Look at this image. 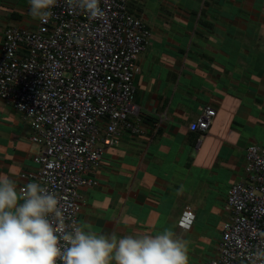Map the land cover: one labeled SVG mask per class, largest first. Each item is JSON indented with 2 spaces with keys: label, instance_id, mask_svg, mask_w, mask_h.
I'll return each mask as SVG.
<instances>
[{
  "label": "crops",
  "instance_id": "obj_1",
  "mask_svg": "<svg viewBox=\"0 0 264 264\" xmlns=\"http://www.w3.org/2000/svg\"><path fill=\"white\" fill-rule=\"evenodd\" d=\"M152 30L140 54L135 102L143 132H125L80 188L79 223L117 238L165 229L186 245L188 264L217 254L231 186L246 179L247 148L264 147V0H136ZM28 0H0V54L8 27L34 29ZM216 110L206 132L191 122ZM29 122L0 99V175L19 187L41 148ZM192 208L191 228L179 220ZM114 264V262H113Z\"/></svg>",
  "mask_w": 264,
  "mask_h": 264
},
{
  "label": "built area",
  "instance_id": "obj_2",
  "mask_svg": "<svg viewBox=\"0 0 264 264\" xmlns=\"http://www.w3.org/2000/svg\"><path fill=\"white\" fill-rule=\"evenodd\" d=\"M135 1L101 0L104 15L89 19L58 0L47 23L4 33L0 99L29 122L30 139L41 148L37 169L23 176L57 194L66 226L80 224V188L98 183L91 173L104 150L119 145L125 132H143L135 78L152 30L130 11ZM215 114L206 107L190 129L206 132ZM245 171L246 179L229 189L228 219L206 264H253L251 253L264 246V147L247 148ZM194 219L188 207L179 225L189 229Z\"/></svg>",
  "mask_w": 264,
  "mask_h": 264
},
{
  "label": "clouds",
  "instance_id": "obj_3",
  "mask_svg": "<svg viewBox=\"0 0 264 264\" xmlns=\"http://www.w3.org/2000/svg\"><path fill=\"white\" fill-rule=\"evenodd\" d=\"M89 19L104 15L101 0H67ZM29 15L47 23L58 0H28ZM264 236V232L260 233ZM264 264V246L251 253ZM188 264L186 245L170 230L98 235L78 223L66 226L60 200L42 183L17 190L9 175H0V264Z\"/></svg>",
  "mask_w": 264,
  "mask_h": 264
}]
</instances>
